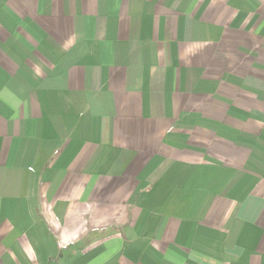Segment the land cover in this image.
<instances>
[{
	"label": "crops",
	"instance_id": "obj_1",
	"mask_svg": "<svg viewBox=\"0 0 264 264\" xmlns=\"http://www.w3.org/2000/svg\"><path fill=\"white\" fill-rule=\"evenodd\" d=\"M0 264H264V0H0Z\"/></svg>",
	"mask_w": 264,
	"mask_h": 264
}]
</instances>
